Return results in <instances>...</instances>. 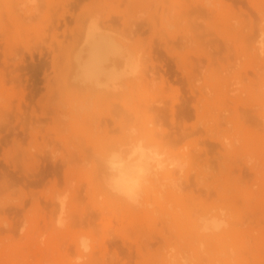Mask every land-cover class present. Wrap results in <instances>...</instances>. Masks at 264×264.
Returning a JSON list of instances; mask_svg holds the SVG:
<instances>
[{"label": "rangeland", "instance_id": "1", "mask_svg": "<svg viewBox=\"0 0 264 264\" xmlns=\"http://www.w3.org/2000/svg\"><path fill=\"white\" fill-rule=\"evenodd\" d=\"M9 1L0 0V264H86V262L87 264H162L159 257L157 260L154 259V253H158L163 244L178 247L179 244H185L192 238L195 239L196 246L203 241L205 244L203 246L206 248V238L195 232L197 228L193 226L194 222H189L186 212L189 210L195 212L196 208L197 210L212 209L214 206L212 210L215 212L217 210V214L220 212L217 217L219 216L222 221L226 220L225 232L217 236L214 249L210 246V252L206 254L204 250L198 259L185 264H264V117H262L264 116V57H262L264 51H261L264 50V43L261 44L259 53L256 51L258 55L262 52L258 58L257 53L255 54L250 48L251 43H247L250 41L245 39L247 37L245 35L248 34L249 37L251 33L249 39L255 37L258 34V27L264 25L262 21L256 20V18L261 20L264 16V0H217V2L210 0L212 3L210 5H207L209 0H36L35 2L21 0L17 6L14 5L15 8L9 6V3L13 4L12 0ZM201 3H204L203 7ZM33 4L38 9V12H34L37 13L33 14L34 16H24L28 14L17 9L18 6L23 5L22 7L25 8L26 5L29 7ZM213 5L217 8L213 9ZM192 7L197 10L206 8V10L203 12L201 10L199 13L194 10L198 15L194 11V14L191 13L192 11L187 13ZM83 10H95L100 19L108 17V20H104L108 21L113 30L117 29L114 30L116 33L124 28L119 33L126 38L128 44L136 51L141 53L145 51L144 55H147V58H144L143 53H139L145 60L141 59L143 61L148 59L147 64L156 65L157 71L145 73L143 81L138 82L139 85L134 87L133 93L137 102L141 100L139 108L141 107L140 111L143 110V113L141 112L143 117L151 115V119L157 123L167 116L166 112L169 115L168 118H163L161 121L163 123L160 125L159 122L155 124L156 126L151 124L154 125L152 126L154 130L157 131L161 128V124L162 126L164 124L163 131L165 128L166 131H172L174 124L170 122L173 120L178 122L175 123L176 125L181 122L195 128L203 123L201 129L198 127L199 130L197 128V131L195 129L194 132L192 131L193 135L191 133L189 136L182 135L184 137L180 142L177 140V146L194 149L197 152L199 148L204 147L201 145L202 141L211 139L208 142L218 143V146L214 144L215 147L209 149L207 155L202 154L201 159L199 158V161L208 163L202 162L203 168H201L204 172L201 176L204 177L205 183L197 187L199 184L194 185L191 183L193 179L190 180V186L184 188L182 197L178 200L175 198L173 202L178 206L176 211L163 213L161 208L155 205L151 210L147 209L134 215L123 214L118 208L116 211L119 212L113 211L115 207L111 210L107 203L102 207L96 204L95 209L92 207L95 203L94 195L88 191L84 180L90 164L88 166L87 163L86 166V161L81 159L83 156L81 154H85L82 149L83 142L95 132L91 125L100 126V118L106 115L112 100L109 98L108 100L111 101L109 102L104 100L107 96L94 93L90 96L89 93H72L69 86L67 89L63 82L66 58L63 56L62 59V54L67 49L66 55L73 44L72 34L78 27V17ZM14 11H18L17 14ZM138 12L142 14L140 13L141 17L138 16L140 18L136 19ZM203 13H207V17L203 16ZM21 15L25 17L24 20ZM199 15L200 17H196ZM56 16L60 19L57 20ZM236 18L239 24L234 23ZM122 19L128 23H123ZM254 20L260 24L255 23ZM235 24L237 26H233ZM243 24H246L245 29ZM230 27L233 28L231 31ZM128 28L130 30L127 31ZM70 35L73 37L71 41ZM243 40L247 41L246 45ZM67 42H71V46ZM258 67L261 68L256 69ZM188 78L194 81L196 88H193L195 91L197 89L194 93L198 92L197 94L201 95L200 101L197 102L199 104L195 108L186 104L183 99L185 96H190L188 91L192 85H189ZM198 87L200 91L205 90L206 96L199 92ZM146 88L153 91L149 92ZM157 93L160 94L158 99L160 96L162 99L166 98L165 100L168 98L167 109L175 102L172 104L175 107L174 118L170 117V110L166 108L163 110L164 116L162 112L159 113L162 109L158 111V108V113L152 109L155 113L153 118L150 108L144 110L145 102L155 104L153 101L157 100ZM83 98H87L90 104L88 111L74 113L72 117L68 111L69 105ZM252 105L255 107L253 108ZM205 109L207 117L203 113ZM56 111L58 113L54 116ZM59 112L70 117L65 116V120L63 114L60 115ZM93 112L96 117L98 116L97 121L94 120ZM156 113L162 114V118ZM200 114L204 115L200 116ZM88 116L91 118L93 116L94 118L90 119L95 123L91 122ZM61 117L65 120L63 123L68 124H66L67 130H61L60 125H57V123L62 124ZM107 121L101 123L99 129H105L100 132L97 129L98 133H95L97 136L102 134L107 137L115 136L116 132H109L111 129L109 127L117 123L113 120L111 122V119H109L110 124ZM107 124L110 126L107 127ZM202 128L210 136L201 132ZM162 129L159 132H163ZM213 131L214 133L218 131L219 134L215 136L213 133L216 141L210 138ZM200 133L203 139L200 138ZM217 136L220 141L223 140L222 145L217 140ZM78 138L83 140H81L83 145L78 143ZM225 141L228 147L224 144ZM78 145L82 147L79 149ZM248 156L251 161L247 160L250 159ZM75 158L76 160L78 158V162ZM82 184H85L86 188ZM205 184L207 188H202ZM80 185L84 187L81 192H79ZM73 189L79 192L78 195ZM72 192L76 198L78 196L74 202L68 200L69 196L73 197ZM51 193L55 195L56 200L64 194L65 207L58 209L60 206L55 203L53 204L57 210L54 209V205L49 207L51 203L47 201ZM104 207L107 211L102 210ZM63 209L65 212L62 211ZM85 209L87 211L92 209L98 214L96 212V215L93 214L94 211L91 210L87 213H92L93 216L88 217L89 214L86 215ZM56 211L61 215L59 216ZM56 217L64 219L62 225L56 223L58 229L54 224ZM190 218L193 219V215ZM81 234H87L92 238H88L92 244L91 250L80 252L76 248L75 239ZM157 242H160V245ZM209 245L213 244L209 242ZM225 247L228 252L230 251L229 253ZM189 250L192 251L187 248V254H192Z\"/></svg>", "mask_w": 264, "mask_h": 264}, {"label": "bare ground", "instance_id": "2", "mask_svg": "<svg viewBox=\"0 0 264 264\" xmlns=\"http://www.w3.org/2000/svg\"><path fill=\"white\" fill-rule=\"evenodd\" d=\"M20 1L21 0H12L13 4L9 3V6H11V7H14V5L17 6ZM28 1L35 2L36 0H27V2ZM205 1H207V0H205ZM213 1L217 2V0H213ZM250 1H252V0H250ZM9 2H11V0ZM196 2H198V1H196ZM200 2H203V1H200ZM196 4L199 5V3H196ZM203 4L201 3L200 5L203 7ZM210 4H212V3H210V0H209L207 5H210ZM216 4L217 3H215V5ZM174 6H177V5H174ZM21 7L18 6L17 9L18 10L21 9V10H23L24 13L28 14V15H24V16H29L30 17L33 14H37V13H34L35 11L38 12V9H37V7L34 4H33V6L29 5V7L26 5L25 8L24 7L21 8ZM204 7H205V5H204ZM14 8H13V10H14ZM193 8L194 7H192L191 9H193ZM210 8H212V7H210ZM214 8H217V6L214 7V5H213V9ZM164 9H166V7ZM191 9L187 10V13L188 12L190 13L191 11H192L191 13H193L194 10H197L195 8L193 10H191ZM13 10H11V11H13ZM31 10H33V12H31ZM204 10H206V8L205 9L200 8V10H197V12L198 13L200 11L203 12ZM215 10H217V9H215ZM14 12L16 13L18 11H14ZM102 13L105 14L104 12H102ZM140 13L141 12H138L139 15H137L136 19H139L141 17ZM258 13H259V11H258ZM162 14H164V13H162ZM206 14L207 13H205L203 16H205ZM167 15H168V13H167ZM182 15H184V13ZM185 15H187V14H185ZM259 15H260V13H259ZM24 16L21 15V17H23L22 18L23 20L25 18ZM138 16H140V17H138ZM175 16H177V15H175ZM21 17H19V18H21ZM29 17H27V18H29ZM38 17H39V15H37V18ZM168 17H169V15H168ZM177 17L180 18V16H177ZM185 17H187V16H185ZM196 17H200V15L196 16ZM206 17H207V15H206ZM56 18H57V16H56ZM133 18H135L134 15H133ZM58 19H60V18H57V20ZM104 19L108 20V17H106ZM104 19H100V16H98V13L95 12V10H83L81 15L78 17L79 24L77 23L78 27L75 26V27H77L76 31L75 32L73 31V34L71 33L74 38L72 37V35H70L71 39L69 38L70 41L73 38L72 46H71V42L70 43L67 42V44L69 46H71V48L68 49V52H66V55H65V51L67 49L65 50V48H64L63 49V50H65L64 52L62 50V52L64 53V54H62V57L65 56V58H66V61H64V62H66V64H65L66 65V71L63 73L64 76L62 77L63 78V82L66 85V87L69 86V89L71 90L72 93H79V94L89 93V96H90V94L92 95L94 93V94H97V95L107 96V98L105 97L104 100H108L110 98L112 100V103H109V102H111V101H109L110 99L108 100L110 109H109V106L107 105L108 103L105 104V105L108 106L109 110L108 111L106 110L107 111L106 115L102 114V116L104 115V117L100 116L101 117V118L99 117L100 121L99 120L98 121H99L100 126H102L101 125L102 122L106 123L107 120H108L107 122H109V124H110L109 119H111V122L115 121L117 123V125H115V124L113 125L114 128L112 126V123H111L112 127H109L110 125L107 124L108 125L107 127L111 128L109 130V132L110 131L116 132L115 136L112 135L110 137V135H109V137H107L104 134H102L101 136H97L95 133H98L97 129H99L100 126L97 125L98 124V122H97V124H96L97 126L93 127L91 125V122H94V121H92L91 119H93L95 117L94 120H96L98 116L96 117L94 112H93V114L95 115V116L93 115L94 117L92 116V118H91L90 117L91 116L90 113H89L90 116H88L89 119L91 118L90 119L91 122H89V123H90L91 128L93 129V131H95L94 132L95 135L92 134V136L88 140L83 142L84 143V147L82 149L84 150L85 154H81V153L80 154L83 155V156H81L82 157L81 159L86 161V166H87V163H88V166L90 164V167L87 170V173H85V179L84 180L87 183L88 191L92 195H94V202L95 203L92 205V207L95 209L94 206L96 204H98L99 206L101 205L100 207H102V205L107 203L108 207L110 206L109 208H111V210H112V207H115L114 208L115 210H113V211H116V208H118L119 211L122 212L123 214L124 213H133L134 215H138V214H140L141 212H143L144 210H147V209L151 210V209L155 208L154 207L155 205H158L161 208V211L163 213L164 212L165 213L172 212V210L176 211L175 209L178 206H176V204H173V202L176 199L178 200V199H180L182 197V192L184 191L185 187H188V185L190 184V180L193 179L195 181V182H192L193 180L191 181V183H194V185H195V183L200 185V186L198 185L197 187H201L202 183H205L204 177L201 176L202 174H204L203 169H201V168H203L202 167L203 166L202 162H204V161H202V162L199 161V158H200V155H202V154L207 155V153L209 152V149L211 148V150H212L215 147L214 146L215 143L208 142V141H211V139L210 140H206V141H202L201 145H204V147L203 148L201 147V149L199 148V151H197L198 153L194 149H185V148H180L181 146H179V147L177 146L178 142H180L183 139V137H184L182 135H187L188 134V136H189V133H191L193 135L192 131L194 129L197 131V128L199 127V126L197 127V123L200 124V122H197L198 120H196V122H197L196 123V127L197 128H195L193 126L190 127L189 125L181 124V122H179V124L176 125L178 122H173L174 121L173 120L172 122H170V123L174 124V125H172V129H173L172 131H166V128L163 131L162 127H165L164 124H163V126L161 124V126H160L161 128L158 126L160 129L157 128L158 129L157 131H156V129L155 130L153 129L152 126L157 124L159 121L157 123H154L155 121L153 119H151V115H148V117H143L141 115V112L143 113V110L140 111L141 107L139 108V106L141 104L140 103L141 100H138V102H137L135 100V98H134V94L133 93H134V87L139 85L138 82L139 81L140 82L143 81L142 79H143L145 73L147 74V72H149V74H150L153 71H157L156 65L155 64H154L155 66L152 65L153 63L151 65L147 64L148 59H146V61L142 60L144 58H147L146 57L147 55H144L145 51L142 52L143 56H144V58H143L139 54V53H141L140 51H138V50L136 51V49L134 50L128 44V42L126 41V38H123V36L119 33V32H122L124 28L123 29L121 28L122 30L121 31L118 30V33H116L115 31H117V29L116 30L114 29L115 30L114 31L113 28H111L112 26H110L107 23L108 21H106ZM130 19H132V18H130ZM157 19H158V17H157ZM157 19H156V21H157ZM176 19H178V18H176ZM229 19L231 20V18H229ZM232 19H234V18H232ZM259 19L256 18V20H258L259 22L262 21V23H264V16L261 17V20H259ZM30 20H31V18H30ZM31 21H33V20H31ZM237 21L239 22V20L237 18H236L235 22L232 20V22H234V23H238ZM258 21L254 20L255 23L257 22V24H260V23H258ZM122 22L123 23H125V22L128 23V21L124 22L123 19H122ZM251 22L254 24L253 21H251ZM54 23H55V21H54ZM137 23H134V24H137ZM158 23H159V21H158ZM165 23H166V21H165ZM253 24H251V25H253ZM243 25H244V29H245V27H246L245 25L246 24H243ZM123 26H125V25H123ZM233 26H237V25L235 24ZM233 26H231V27H233ZM132 27H133V25H132ZM223 27H225V26H223ZM231 27L229 29L230 31H231V29L234 28V27L233 28H231ZM247 27H248V25H247ZM251 29H253V28H251ZM128 30H130V28H128L127 31ZM242 30H243V28H241V31ZM251 31H254V30H251ZM237 32L238 31H236V33ZM248 32H246V33H248ZM255 32L256 31H254V33ZM132 33H133V31H132ZM249 33H251V32H249ZM238 34H239V32H238ZM130 35H132V34H130ZM244 35H243V37H244ZM250 36H252V33L249 34V37ZM245 37H246L245 39H247V41H250V42H247V41L246 42L247 43H251L250 44V48L253 51H255L254 53L256 54L258 52V50H260L261 44L264 43V25L258 27V34L255 37L249 39L248 34L245 35ZM243 42L245 43V45L247 44L244 40H243ZM64 43H65V41H64ZM63 47H64V45H63ZM60 48L61 47H59V49ZM250 48L247 47V50L250 49ZM245 51H246V49H245ZM248 51L251 52V50H248ZM261 51H264V50H261ZM258 53L256 55L259 58L261 56L260 54L262 52L259 54L260 56L258 55ZM262 57H264V56H262ZM62 59H64V57ZM64 62H63V64H64ZM256 64H258V61L256 62ZM185 66H187V65H185ZM260 68L258 67L256 69H260ZM258 74H260V73H258ZM192 76H194L193 73H192ZM147 77H148V75H147ZM184 77H185V75H184ZM190 78H188L189 79V80H187L188 82L190 81ZM184 79H186V77ZM189 85H192L191 89L188 91L190 93V96H188L189 94H187L188 97L185 96L183 99H184V102L186 104H188L189 106L195 108V106L197 104H199L197 102L200 99L199 97L201 95L199 96L198 92H197L198 94L194 93V92L197 91V89L195 91L194 88H196V87H195V84H194L193 80H191L189 82ZM226 86H228V85H226ZM229 86H231V85H229ZM205 87H207V86L205 85ZM149 88L148 89L146 88L149 92L153 91V90L150 91ZM199 88L200 87H198V90H199ZM67 89H68V87H67ZM142 90L144 91V89H142ZM232 90L234 92V89L231 88V91ZM204 91L205 90H202V91L199 90V92H201V94L206 96ZM226 91H227V87H226ZM228 91H230V89ZM139 93H141V92H139ZM207 94H209V93H207ZM142 95H143V93H142ZM142 95H140V96H142ZM159 95L160 94H158L157 96L155 95L156 99H157V100L153 101L155 104H153V103L151 104L150 102L147 101L148 103L153 105L152 108H151L150 104L148 105L147 102H145L146 104H145V109L144 110L147 111L150 108V110H151L150 113L152 114V118H153V113L155 111L158 113V111H160L162 109V111H160L159 113L162 112L163 116L166 114L167 116H165L163 118H166V117L168 118L169 115L167 114V112L165 114H164L165 111L163 112V110L166 108V106H168V104L166 102L168 100V98H167V100H165L166 96L164 97L165 99H162V97L160 96V99H161L160 100V99H158ZM163 96H164V94H163ZM99 97L101 98V96H99ZM88 98H89L88 101L90 102V97H88ZM150 99H148V100H150ZM164 100H165L167 105L165 104V102H163ZM88 101H87V98H83V99H80V100L76 101L75 103H71L69 105V108H68V111L70 112V115H72V117H73L74 113L79 114V113H84V112L88 111V109L90 107L89 106L90 104H89ZM184 102L182 100V103H184ZM168 103H170V102H168ZM174 103H172V104H174ZM142 104H144V103L142 102ZM172 104L169 105L170 108L168 107V109L167 108L166 109L170 110V113L169 112L168 113L170 114V117L173 116V118H174L175 113H173V111H174L175 107H173ZM95 107H96V105H95ZM95 107H94V109H95ZM198 107H199V105H198ZM254 107L255 106H253V108ZM158 108H159V110L157 111ZM152 109H154L153 110L154 112L152 111ZM215 109H219V108H215ZM225 109L227 110V108H225ZM219 110H218V112H219ZM222 110L223 109H221V111ZM146 111L144 112V114L146 113ZM249 111L250 112L252 111L251 108H250ZM56 113H58V112L56 111L54 113V116L57 115ZM66 113L68 114V112H66ZM157 113H156V115H157ZM203 113L204 114L206 113V109H205V112H203ZM59 114H60V112H59ZM62 114H60V115H62L64 117L67 116L66 114L64 115V113H62ZM204 114H200V116L201 115L203 116ZM60 115L58 117L59 120H60ZM159 115H161V117H159V118H162V114H158L157 116H159ZM205 116H206V114H205ZM262 117H264V116H262ZM163 118L161 119V121L163 120ZM199 118H201V117H199ZM213 118H214V116H213ZM62 119H63V121H62ZM260 119H262V118H260ZM65 120H66V117H65ZM65 120H64V118L61 117L60 123H62L64 127L61 126L62 124H58L57 123L58 126L60 125V129L61 130H63V129L67 130V128H68V126H66L67 122H65L66 124L63 123ZM208 120H209L210 124H212L211 120L210 119H208ZM208 120H206L207 124H208ZM161 121L159 122L158 125H160V123H163ZM214 121H215V119H214ZM151 124H154V125H151ZM201 124L202 125L200 127L203 126V123H201ZM208 126H210V125L208 124ZM199 128H198V130H199ZM103 129H105V128H103ZM103 129H99V132L101 130H103ZM161 129H162L163 132H159V130H161ZM204 129H205V127H204ZM202 130H203V128H202ZM93 131H92V133H93ZM207 131H208V129H207ZM109 132L107 131V133H109ZM114 132H112V133H114ZM201 132H204L206 135H208L205 130H203ZM195 133H197V132H195ZM198 133H199V131H198ZM204 133H203V135H205ZM213 133H214V131L212 132V134H211L212 136L210 138H212V140L216 141L215 136L218 134V131L214 133V135L216 134L215 136H213ZM72 135H74V134L72 133ZM84 135L86 136V134H84ZM194 135H196V134H194ZM199 135H200V138H201V133ZM179 136H181L180 139H179ZM208 136H210V135H208ZM218 136H219V134H218ZM204 138L207 139L208 137H204ZM84 139H85V137H84ZM201 139H203V138H201ZM201 139H200V141H201ZM78 140L80 141V142L78 141V143H80V145H81L82 144L81 143L82 139L80 140L78 138ZM177 140H179V141L177 142ZM217 140L219 141L220 145L223 144V142H222L223 140L220 141L219 137H218ZM199 142H198V144L200 145ZM227 143H228V141H227ZM224 144H226V141L224 142ZM233 144L234 143L232 142V145ZM215 145L218 146V143L215 144ZM226 146H227V144H226ZM81 147L82 146H79V149ZM200 150L202 152H200ZM80 151L82 153H84L82 150H80ZM246 156H244V157H246ZM248 158H250V157L248 156ZM247 160L251 161L252 159L250 158V159H247ZM75 161L78 162V158H77V160L75 158ZM206 161H207V159H206ZM204 163L208 164L206 162H204ZM79 164L81 165L80 162H79ZM83 165H85V164L83 163ZM208 166L209 165H207V167ZM208 169H210V168L208 167ZM209 176H210V174H209ZM84 180H83V182H84ZM206 184H205V186H202V188H207V185L209 184V182H208L207 185ZM82 185H84V187L86 186L85 184H82ZM82 185H80L81 187L79 188V190H80L79 192H81V190L84 188ZM210 185H211V183H210ZM77 191H78V189H77ZM84 191H85V189H84ZM73 192L77 193V195L79 193V192H75V189H73ZM73 192H72L73 197L71 196L72 197L71 198L69 196L68 200H71V201L74 202L76 199H78V196L76 198V195H74ZM55 194H58V193H55ZM63 195L60 196V197H57V200H58V202H57V200L55 199L56 197H54L55 195L51 193L50 197L48 196L49 197L48 198L49 201H47V202L51 203L50 205L48 204L49 207L51 205H54L53 207H54V209L56 208V210H57V207L55 206V204L56 205L59 204L60 208H58V209H62L63 207H65V205H64V201L65 200L63 199ZM72 199H74V200H72ZM200 202H201V200H200ZM53 203H55V204H53ZM196 207H198V206H196ZM199 207H200V205H199ZM88 208H89V206H88ZM192 208H193V206H192ZM208 208H210V206ZM214 208H215V206L212 209H214ZM87 209H85V210H86V215L89 214L88 217L91 216L92 213L94 214L96 212V211L91 209L94 212H92L90 214V213H87V212H90L91 210L87 211ZM103 209L105 211H107L106 207L102 208V210ZM199 209H198L199 210L198 211L197 208H196V210H194L195 212H191L190 210L188 212H186L187 215H188L187 219L189 220V222H194L193 226L195 225V227L197 228V230H195V232L199 236H204L206 238L205 239L206 248L203 246V244H204L203 241H202V243H199V245L196 246L195 239L191 238L189 240V242H187L185 244H179L178 247L175 246V245H172V244H168L167 246H165L163 244L162 247L163 246L164 247L163 248L160 247L161 249L158 247L160 249L159 252L158 253H154L155 254L154 255V257H155L154 259L157 260V259L160 258L161 259V263L162 262L163 263L167 262L169 264H173V263H175V264H185V262L186 263L187 262L192 263L193 260H196V259H198L200 257V254L204 253L203 252L204 250H205L206 254L208 252H210V250H211V249H209L210 246H212L213 249H214V244H215V241L217 240V236H219L221 233L225 232L224 224H227V223H225L226 220H223L224 221L223 222L222 220H220L221 218L219 216L217 217V215L220 213L219 212L217 214L216 213L217 210L215 212L211 208L210 209L206 208L207 210L206 209L204 210V208H203V210H202V208H199ZM62 211H64V209ZM119 211L117 210L116 212H119ZM56 212L59 215V212L58 211H56ZM83 212L85 213V211H83ZM96 213H95V215H96ZM191 213H193V214H191ZM60 215H61V213H60ZM192 215H193V219L190 218ZM224 216H225V214H224ZM63 217H56V221H55L54 224L56 225V223H57V225H60L61 223H63V220H64ZM218 219L221 222L218 221ZM228 219H229V217H228ZM57 225H56V229H58V227H59V226L57 227ZM143 230H140V231L143 232ZM132 233H130V234H132ZM144 234H142V235H144ZM120 236H121V233H120ZM144 236H146V235H144ZM147 237H148V235L146 236V238ZM152 237H154V234H153ZM88 238H91V237L89 235H87V234H81L78 238L75 239V246L80 252L84 251L85 247L87 248V250H91L92 249V244H91L90 241H88ZM120 238H123V237H120ZM117 239H118V237H117ZM140 239H142V238H140ZM143 239H145V238H143ZM159 239L160 238H158V240ZM130 242L131 241H129V243ZM137 242H136V245H137ZM148 242H146V243H148ZM160 242H157V243L160 245ZM209 242L211 244H213V245H209ZM157 243H156V246H157ZM130 244L132 245V242ZM133 244H135V243L133 242ZM144 244H145V242H144ZM138 245H140V243ZM151 245H152V242H151ZM151 245H148V246H151ZM217 247H218V245H217ZM187 248L192 249V251L189 250V251L192 252V254H187V252H186ZM230 248H231V245H230ZM225 250L227 251L226 247H225ZM95 254H96V252H95ZM95 254H93V255H95ZM79 255L81 256V253H79ZM223 255L225 256V254H223ZM80 260H82V259H80ZM203 260H204V258H203ZM92 262H94V261L92 260ZM231 262H233V261H230V263ZM70 264H73V263H70ZM86 264H87V262H86Z\"/></svg>", "mask_w": 264, "mask_h": 264}, {"label": "clouds", "instance_id": "3", "mask_svg": "<svg viewBox=\"0 0 264 264\" xmlns=\"http://www.w3.org/2000/svg\"><path fill=\"white\" fill-rule=\"evenodd\" d=\"M85 251H87V248L85 247Z\"/></svg>", "mask_w": 264, "mask_h": 264}]
</instances>
